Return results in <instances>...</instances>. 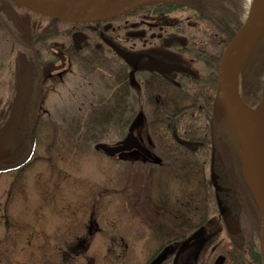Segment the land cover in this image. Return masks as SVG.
Returning <instances> with one entry per match:
<instances>
[{
    "label": "flooded vegetation",
    "instance_id": "flooded-vegetation-1",
    "mask_svg": "<svg viewBox=\"0 0 264 264\" xmlns=\"http://www.w3.org/2000/svg\"><path fill=\"white\" fill-rule=\"evenodd\" d=\"M156 2L116 19L74 24L0 0V15H4V26L8 29L0 32V45L3 42L12 45L9 54L15 55V48L29 54L24 70L18 73L12 70L9 74L11 87L27 85L29 89L40 90L43 97L49 80L61 83L67 80L68 88L73 87L70 82L74 81L92 94L101 91L103 95L96 100L88 97L86 90L79 89L78 96L83 98L77 104L81 106L79 110L75 107L74 125L68 124L74 115H61L62 132L70 134V138L75 135L94 138L86 130L80 131L87 120L88 107L92 110L95 106L108 107L115 102L120 107V129L106 131L107 137L116 134L118 140L103 145L119 146L129 137L135 139L136 145L115 156L99 150L101 142H95L94 149L119 162L127 181H134L139 188L141 205L149 207L152 220L145 217L139 228L146 226L151 233L150 244L160 247L145 264H152L161 257L164 258L161 264H264L261 214L260 227L257 217L254 225L248 226L235 209L231 187L240 182L241 136L224 123L215 110L225 52L223 36L215 35L197 21L157 18L155 11L159 5ZM8 8L16 9L21 17L32 13L33 20L36 18L39 22L25 24L21 18L11 19L4 13ZM114 47L120 49L123 56ZM153 59L182 69L164 74L153 71L150 67ZM59 67L61 69L47 72ZM6 74L3 70L1 75ZM5 84L8 86L0 79V87ZM112 84L119 85L118 100L110 97ZM15 99L13 96L6 101L12 103ZM9 107L13 105L8 106L11 113ZM36 133H29V138L35 140ZM4 135L0 130V175L8 182L21 173L32 156L24 167L17 169L28 157L16 155V131ZM75 146L79 148L76 143ZM232 168L230 179L225 172ZM26 184L27 181L24 187ZM14 186L15 180L0 196L3 198L4 193L7 196L6 207L0 208V233L1 230H18L29 234L33 228L37 231L19 217ZM219 201L239 223V232L232 234L227 229ZM210 202L216 203L217 210L214 206L207 209ZM137 233H121L122 246H132L131 240L138 239ZM94 235L95 226L92 237ZM194 235L195 239L183 249ZM41 236L42 246H50L44 230ZM80 244L75 234L71 242L59 238L55 244L57 255L63 259L61 246H70L71 253L77 254L75 246ZM29 248L31 246H0V263L1 259L5 261L6 256H11L13 264V253Z\"/></svg>",
    "mask_w": 264,
    "mask_h": 264
},
{
    "label": "rangeland",
    "instance_id": "rangeland-1",
    "mask_svg": "<svg viewBox=\"0 0 264 264\" xmlns=\"http://www.w3.org/2000/svg\"><path fill=\"white\" fill-rule=\"evenodd\" d=\"M248 1L242 0L243 22L250 13L247 8ZM5 10L6 16L11 19L14 17L15 20L21 18L25 24L28 21L32 24L39 22L35 16L33 20L32 13H29L31 15L28 14V17H21L14 8ZM254 44L252 42L249 45L238 68L239 88L246 77L241 67ZM10 50L12 45L6 42L0 45V75L3 70L7 73L1 75L0 79L8 83V86L5 84L0 87V130L4 132V136L16 131V135L23 136L22 139L26 140L27 135L31 133L33 115L41 112V118L35 128L36 139H30L33 146L30 163L8 182L5 176L0 175V196L15 180L16 211L21 219L30 223L31 227L35 226L37 231L33 228L29 230V234H24L18 230H1L0 246H31L26 251H15L12 255L13 264L147 263L160 246L150 244L151 233L146 226L139 228L143 225L142 220L145 217L148 216L150 221L152 219L151 213L148 212L149 207L144 208L141 205L142 196L136 183L127 181L118 166L119 162L110 160L94 149V138L81 135L70 138L69 131V135L62 132L61 115H74L68 120L70 126L74 125L72 123L76 114L75 107L79 110L81 106L78 107L77 104L83 98L78 96L81 90H86L88 97H95L96 100L103 93L97 91L92 94L87 87L74 81L70 82V85H73L70 89L67 80L63 83L59 80H49L43 97L40 90L29 89L27 85L22 84L18 88L16 85L12 88L9 74L12 70L15 73L22 72L28 57L25 58L23 53L16 51L15 55L9 54ZM249 62L250 59L247 65ZM15 77L18 81L16 75ZM22 79L24 80L23 77ZM13 96L16 98L14 102L6 101L7 98L13 99ZM10 104L13 105L9 107L11 113L8 112ZM37 106L39 108L36 110ZM24 114L27 115L25 120ZM8 115L9 117H6ZM80 137L82 139L78 140ZM116 140V134H112L109 139L100 142L111 144ZM242 159L247 180L252 184L247 171L249 159L246 148L242 152ZM3 195L5 198H0V208L6 207L7 196L6 193ZM94 226L95 235L92 237ZM42 230L49 236L46 242L50 243V246H42ZM132 231L138 232V239L131 240L132 246H122L120 234ZM73 234L78 235L81 243L80 246H75L78 247V252L71 253L70 246H61L64 251L61 260L55 244L59 238L64 242H71ZM10 260L11 256H6L5 261L1 259L0 264H12Z\"/></svg>",
    "mask_w": 264,
    "mask_h": 264
},
{
    "label": "water",
    "instance_id": "water-1",
    "mask_svg": "<svg viewBox=\"0 0 264 264\" xmlns=\"http://www.w3.org/2000/svg\"><path fill=\"white\" fill-rule=\"evenodd\" d=\"M7 1L34 13L62 22L89 24L116 19L154 0H95L81 3L67 0ZM260 36L264 37V0H256L255 6L242 28L236 33L225 49L218 77L215 110L221 116L224 123L239 133L245 148L246 142L243 136V125L250 126L254 135V186L253 184H250V186L262 217L261 253L264 261V94L256 106L246 103L242 98L237 83L238 68L236 69L235 65L236 58L241 50L246 45H251L252 42L255 43ZM114 48L119 55L123 56V52L120 49ZM151 62V69L163 74L182 69L180 66H173L157 59H153ZM57 69H61V67L54 70L47 69V72ZM135 145V139L129 137L122 145L109 146L102 144L99 145L98 149L108 156H115L127 149L129 150ZM217 190L220 191V188H217ZM219 209L227 229L232 234L239 232V223L232 215L225 211L221 201H219ZM194 239L195 235L189 239L183 249ZM163 260V257L158 258L152 264H161Z\"/></svg>",
    "mask_w": 264,
    "mask_h": 264
},
{
    "label": "trees",
    "instance_id": "trees-1",
    "mask_svg": "<svg viewBox=\"0 0 264 264\" xmlns=\"http://www.w3.org/2000/svg\"><path fill=\"white\" fill-rule=\"evenodd\" d=\"M155 14L157 18L169 20L176 18L187 21H197L199 25H205L215 35L220 34L223 36L224 49L232 41L235 34L241 29L243 23L241 20L244 13V7L242 0H156ZM4 15H0V32L8 30L4 26ZM10 32H13L12 28H9ZM35 41V37L33 38ZM17 49H15L16 51ZM19 50V49H18ZM17 53H23V57H28L27 52L16 51ZM250 59L249 64L248 60ZM241 69L246 73V77L241 85V95L243 100L251 106H256L262 99L264 94V37L260 36L252 50L249 52L245 62ZM110 97L113 99L120 98L119 85H110ZM39 106L36 107V110ZM87 120L83 124L84 128L80 130H86L89 134L94 136V141L97 143L103 140L109 139L106 136L108 130H119L121 123L120 107L115 103H111L108 107L95 106L92 110L86 109ZM24 120L27 119V115L24 114ZM41 112L35 113L32 118V127L30 128V135L35 131L38 123L40 122ZM22 129V128H20ZM233 129V128H232ZM234 130V129H233ZM19 134V133H18ZM90 136V135H89ZM23 136L16 138V155L17 157H28L22 163L17 160L19 166L17 169L24 167L32 156L33 146L30 142L29 134L26 140L22 139ZM82 137V136H81ZM78 140H81L82 138ZM73 140V139H72ZM243 147V144L241 142ZM241 147V161L243 165ZM233 167V166H232ZM233 174V168L225 172V175L231 179ZM237 184V183H236ZM231 186L233 188V194L235 198L236 211L240 214L241 218H244L248 226H253L254 218L259 220V227L261 225L260 211L257 206L255 196L248 184L243 166L240 170V182ZM217 210V205L214 202L207 204V209Z\"/></svg>",
    "mask_w": 264,
    "mask_h": 264
},
{
    "label": "bare ground",
    "instance_id": "bare-ground-1",
    "mask_svg": "<svg viewBox=\"0 0 264 264\" xmlns=\"http://www.w3.org/2000/svg\"><path fill=\"white\" fill-rule=\"evenodd\" d=\"M70 2H74V3H81V2H89V1H95V0H67ZM105 1V0H102ZM256 0H249L248 1V11L251 12V10L253 9V7L255 6ZM249 48V44L246 45L241 52L239 53V55L236 58V69L239 68L241 60L243 58V56L245 55V53L247 52ZM238 72V71H237ZM243 136H244V140L246 142V149H247V154H248V158H249V166L247 167V171H248V175L250 178L251 183L254 186V171H253V151H254V135L252 132V129L250 126H246L243 125Z\"/></svg>",
    "mask_w": 264,
    "mask_h": 264
}]
</instances>
